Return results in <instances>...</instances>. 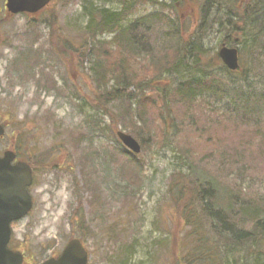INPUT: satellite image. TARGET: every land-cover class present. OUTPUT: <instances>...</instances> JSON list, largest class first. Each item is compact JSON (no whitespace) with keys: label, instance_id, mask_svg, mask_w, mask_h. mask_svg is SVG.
<instances>
[{"label":"rangeland","instance_id":"rangeland-1","mask_svg":"<svg viewBox=\"0 0 264 264\" xmlns=\"http://www.w3.org/2000/svg\"><path fill=\"white\" fill-rule=\"evenodd\" d=\"M129 3L55 0L39 14L9 16L0 0V122L7 131L0 151L14 150L34 167L33 211L12 224L13 247L26 264L60 254L72 238L89 250V264H178L190 227L170 192L176 177L191 173L201 188H216L209 204L225 214L222 229L250 231L264 215V122L229 106L223 64H207L228 31L213 20L198 30L192 0H138L124 15L135 53L119 31L87 32L90 12H120ZM197 30L203 64L181 65ZM97 55L107 72L123 64L121 99L104 94L114 81L102 80ZM254 77L264 82V68ZM118 131L140 142L139 155Z\"/></svg>","mask_w":264,"mask_h":264},{"label":"trees","instance_id":"trees-1","mask_svg":"<svg viewBox=\"0 0 264 264\" xmlns=\"http://www.w3.org/2000/svg\"><path fill=\"white\" fill-rule=\"evenodd\" d=\"M125 5L123 10L115 12L107 8H98L90 14V26L87 32L114 33L119 31L121 37L124 35L128 40L125 49L130 53H135L138 45L134 43L133 31H126L124 23L127 20L126 13L135 9L138 0H123ZM142 1V0H139ZM151 4H156L157 0H146ZM198 3L200 25L198 30H205L209 26L210 21H215V26L227 30L224 43L227 45L238 46L241 56V69L237 73L230 72L224 67L225 73L228 74V86L222 91L223 95L229 97L227 102L235 111L241 112L242 116L250 121L260 124L264 122V82L259 83L254 74L262 72L264 68V0H192ZM185 2V0H183ZM140 20V19H139ZM145 20V19H144ZM139 21L137 20L134 27ZM127 27L128 29L131 28ZM191 35L189 41L188 56L182 58V64L190 66L189 61H193L195 66H202L199 54L205 52L201 47L200 39L202 33ZM193 32V31H192ZM181 39L178 32V40ZM134 46V47H133ZM177 51V50H176ZM137 52V51H136ZM120 53L124 54V49L120 47ZM120 58L123 59V56ZM180 51L178 50V54ZM192 55V59L190 58ZM102 62V80L107 75L112 78L114 85L105 92L112 101L122 98L121 88L117 87L121 81V72L125 68H111V72H107L109 68L105 67V61ZM219 57L215 61L207 62L213 68L220 65ZM244 64L246 68L243 71ZM209 67V65H208ZM117 69H119L117 71ZM106 72V75L104 74ZM242 72V73H241ZM240 75V77H236ZM252 74V75H251ZM249 75L251 78H249ZM196 77L190 78L188 81L195 80ZM205 81V80H203ZM241 81L243 87L238 86ZM207 82V81H206ZM199 84V82H198ZM202 87V86H201ZM164 90H168L164 87ZM194 92L197 89L191 88ZM190 89L187 91L191 92ZM199 95H203L200 91ZM263 101V109L258 105ZM231 109V110H233ZM189 179L176 177V186L171 190L172 201L178 207L182 203L183 218L185 225L190 227L185 233L182 240L181 254L178 256V264H235L240 259V264H264V215L253 220V227L250 231L239 229L232 225L230 228L225 226L222 229L218 225L224 220L225 214L222 209L216 208L209 204L212 196L217 193L214 186L209 185L207 188L199 186L200 177L197 173H191ZM190 194V199L186 197ZM209 194V195H208ZM212 194V195H211ZM184 199H186L184 201ZM232 228V229H231Z\"/></svg>","mask_w":264,"mask_h":264},{"label":"water","instance_id":"water-1","mask_svg":"<svg viewBox=\"0 0 264 264\" xmlns=\"http://www.w3.org/2000/svg\"><path fill=\"white\" fill-rule=\"evenodd\" d=\"M53 0H7L6 7L10 15L19 13L36 14ZM220 58L232 71L239 68V52L235 48L223 46ZM5 135V128L0 124V138ZM118 137L131 152H141L139 142L124 132ZM16 155L6 151L0 156V264H23L24 256L20 251L8 248L12 236V223L26 217L33 207L32 197L28 188L32 185V168L25 162L13 165ZM89 252L80 239L68 242L61 255L51 258L43 264H88Z\"/></svg>","mask_w":264,"mask_h":264},{"label":"flooded vegetation","instance_id":"flooded-vegetation-1","mask_svg":"<svg viewBox=\"0 0 264 264\" xmlns=\"http://www.w3.org/2000/svg\"><path fill=\"white\" fill-rule=\"evenodd\" d=\"M16 155H17V158H16V161H15V163L16 162H18V161H24V162H27L26 160H23L22 158H20L19 156H18V154L16 153ZM33 197V196H32ZM33 200H34V198H33ZM12 245H13V243L11 244V247H12ZM13 248V247H12ZM11 248V249H12ZM12 250H17L16 248H13Z\"/></svg>","mask_w":264,"mask_h":264}]
</instances>
